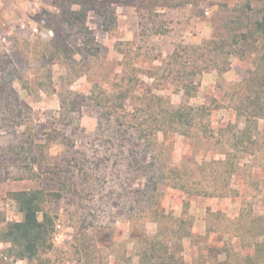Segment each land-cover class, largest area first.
Wrapping results in <instances>:
<instances>
[{
    "label": "rangeland",
    "instance_id": "1",
    "mask_svg": "<svg viewBox=\"0 0 264 264\" xmlns=\"http://www.w3.org/2000/svg\"><path fill=\"white\" fill-rule=\"evenodd\" d=\"M263 72L264 0H0V264H219L231 239L235 262L264 215V118L235 149L236 105ZM39 188L53 230L21 258L14 194Z\"/></svg>",
    "mask_w": 264,
    "mask_h": 264
},
{
    "label": "trees",
    "instance_id": "2",
    "mask_svg": "<svg viewBox=\"0 0 264 264\" xmlns=\"http://www.w3.org/2000/svg\"><path fill=\"white\" fill-rule=\"evenodd\" d=\"M246 39H248V35L244 33ZM236 52L234 49L232 53ZM211 65H205V67H201L200 71L203 68H211ZM257 81H260L263 86L257 88L255 84H258ZM187 82V83H186ZM179 83L182 84L185 93L190 94V89L197 87L195 84L194 79H189V81H184L179 79ZM246 97L242 101L241 105H236V110L244 116L246 126L244 129L235 135V143L232 144L233 148L238 149L240 144H243L246 137L251 138L253 130L256 128L257 122L259 119L264 118V72L259 74L258 77H249L246 81ZM116 102V101H115ZM121 103V102H120ZM122 104V103H121ZM119 105V101L115 103L109 111V113L114 114V110H117ZM202 108H196V112L199 113ZM162 113V111L156 112L152 110L151 115L157 116ZM193 115L191 108H185L183 106L176 107V106H169L166 108V112L164 113L163 117L169 121L170 124L173 126H179V124L191 123V116ZM159 119L157 118V123H159ZM121 124V123H120ZM139 137H143L148 135L147 130L143 133L142 131H138ZM247 150V149H246ZM227 161L220 160L218 164H226ZM178 169V167L176 168ZM180 169V168H179ZM184 170L186 168L183 165ZM181 176V174H180ZM182 182V181H180ZM173 186L179 188H186L184 184L180 183H173ZM188 190V188H187ZM195 193L197 194H206V195H214L216 194L215 191H202L198 189ZM225 193L224 195H226ZM45 190L39 189H29V190H21L14 194V198L18 203L19 210L23 215L22 220L20 221H13L8 223V234L13 236L15 242L21 243L22 246V255L21 258L25 257H32L36 254L42 242L45 238V235L52 231L53 228L50 230L49 226L53 225V220L48 213H43L42 203L45 198ZM43 213V219H40V214ZM241 217V218H240ZM238 220L242 219V215H240ZM254 224L256 226L252 237V242L248 245L247 253H240L238 254L237 260L234 262L232 258V250H234V241L231 239L230 241L224 242L226 246L220 249L219 253L223 254L224 258L219 260V264H264V215L257 216L254 219ZM175 222L177 223L178 229L177 231H173L174 237L177 238L180 242L183 240L185 236L192 237L193 233L191 229L187 227V220L184 218L176 219ZM164 233V232H159ZM239 237V247L243 245V236L238 235ZM158 237V234L153 237L155 240ZM167 247V245H164ZM161 249V248H160ZM143 255L145 258H149L150 260H157L161 259L163 263H167V261L175 260V255H168L166 257L162 255H157L153 249L149 252L148 250L144 251Z\"/></svg>",
    "mask_w": 264,
    "mask_h": 264
}]
</instances>
